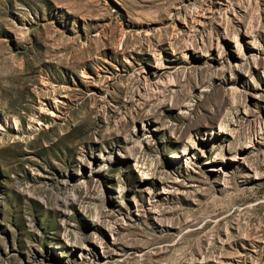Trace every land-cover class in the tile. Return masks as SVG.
<instances>
[{"label": "rangeland", "instance_id": "obj_1", "mask_svg": "<svg viewBox=\"0 0 264 264\" xmlns=\"http://www.w3.org/2000/svg\"><path fill=\"white\" fill-rule=\"evenodd\" d=\"M0 264H264V0H0Z\"/></svg>", "mask_w": 264, "mask_h": 264}, {"label": "bare ground", "instance_id": "obj_2", "mask_svg": "<svg viewBox=\"0 0 264 264\" xmlns=\"http://www.w3.org/2000/svg\"><path fill=\"white\" fill-rule=\"evenodd\" d=\"M17 121V120H16ZM17 123V122H16Z\"/></svg>", "mask_w": 264, "mask_h": 264}]
</instances>
